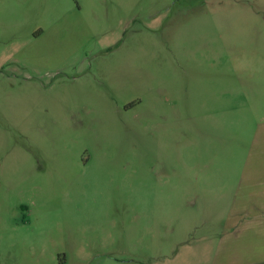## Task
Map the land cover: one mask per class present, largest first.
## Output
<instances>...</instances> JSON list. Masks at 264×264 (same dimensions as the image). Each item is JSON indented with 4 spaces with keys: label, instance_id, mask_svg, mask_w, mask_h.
<instances>
[{
    "label": "rangeland",
    "instance_id": "obj_1",
    "mask_svg": "<svg viewBox=\"0 0 264 264\" xmlns=\"http://www.w3.org/2000/svg\"><path fill=\"white\" fill-rule=\"evenodd\" d=\"M261 143L264 0H0V264H221Z\"/></svg>",
    "mask_w": 264,
    "mask_h": 264
},
{
    "label": "crops",
    "instance_id": "obj_2",
    "mask_svg": "<svg viewBox=\"0 0 264 264\" xmlns=\"http://www.w3.org/2000/svg\"><path fill=\"white\" fill-rule=\"evenodd\" d=\"M263 147L264 143H261L260 149L263 150ZM246 170L247 173H250L252 179V175L256 173L255 169ZM257 181L258 197L255 198V202L249 204L252 205L254 213L243 210L241 213H244L243 215L228 218L226 224L227 234L222 240V249L225 247V254L220 261L221 264H264V168L262 167L258 170ZM257 224L258 228L255 230ZM241 237L243 238L240 240ZM238 242H242L241 256H236L234 253V245Z\"/></svg>",
    "mask_w": 264,
    "mask_h": 264
}]
</instances>
